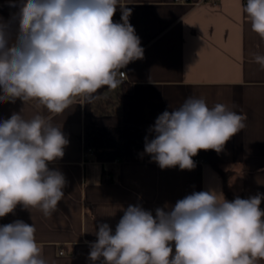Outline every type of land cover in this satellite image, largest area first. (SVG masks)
<instances>
[{"label":"clouds","instance_id":"clouds-1","mask_svg":"<svg viewBox=\"0 0 264 264\" xmlns=\"http://www.w3.org/2000/svg\"><path fill=\"white\" fill-rule=\"evenodd\" d=\"M118 6L122 22L113 20ZM9 7L18 8L11 14L18 27L13 40L0 17V103L35 100L62 114L77 98L90 104L100 89L115 90L120 71L144 57L129 22L131 9L120 0H9ZM243 11L264 40V0H247ZM253 59L264 69V55L254 53ZM246 119L225 104L209 108L204 99L190 97L157 117L144 151L161 169L192 170L193 157L201 150L224 151ZM68 144L61 127L42 115L13 113L0 121V218L18 205L45 217L57 210L67 181L48 165L63 158ZM262 199L258 193L229 201L210 188L157 208L155 215L129 205L114 232L107 223L98 226L88 258L93 264H259ZM35 233L23 220L0 225V264H48Z\"/></svg>","mask_w":264,"mask_h":264},{"label":"crops","instance_id":"crops-1","mask_svg":"<svg viewBox=\"0 0 264 264\" xmlns=\"http://www.w3.org/2000/svg\"><path fill=\"white\" fill-rule=\"evenodd\" d=\"M120 2L131 9L129 22L144 48L143 59L124 68L123 84L100 89L90 104L77 98L62 114L49 113L35 100L0 103V121L13 113L25 119L42 115L69 140L63 158L48 165L67 181L57 210L45 217L39 209L18 205L0 218V225L15 220L33 224L48 264H93L88 242L96 241L102 223L114 232L129 205L155 215L157 208L172 207L194 191L216 189L229 201L233 198L226 186L245 199L264 194V69L253 59L254 53L264 55V40L252 31L243 11L246 0ZM16 12L9 0H0V17L9 24L13 40L18 25L11 14ZM113 20L122 22L119 6ZM190 97L204 99L209 108L220 103L246 114V127L217 153L221 167L231 172L227 183L212 163L196 156L192 170L161 169L146 153V158L113 161H99L95 152L84 156L86 124L137 125L151 140L149 129L157 117ZM260 207L264 210V199Z\"/></svg>","mask_w":264,"mask_h":264},{"label":"trees","instance_id":"trees-1","mask_svg":"<svg viewBox=\"0 0 264 264\" xmlns=\"http://www.w3.org/2000/svg\"><path fill=\"white\" fill-rule=\"evenodd\" d=\"M85 145L92 147L95 157L99 161L131 160L146 158L144 151L145 136L142 128L137 125H101L88 123L85 128ZM196 157L204 158L216 167L223 175L226 183L231 172L221 167L219 156L214 150H201ZM226 191L235 199L237 196L245 199L243 194H234Z\"/></svg>","mask_w":264,"mask_h":264},{"label":"built area","instance_id":"built-area-1","mask_svg":"<svg viewBox=\"0 0 264 264\" xmlns=\"http://www.w3.org/2000/svg\"><path fill=\"white\" fill-rule=\"evenodd\" d=\"M176 1L177 2H187L188 0H176ZM246 2H247V0H246ZM118 78L121 79V81H122L121 84H123L126 81V70L125 69H122L120 71V75H119ZM93 152H94V149L92 147H85V149H84V156L85 157H88L89 154H91ZM116 161H118V160H116ZM105 171L106 172H109V168L107 166H105ZM61 252H63V250H61Z\"/></svg>","mask_w":264,"mask_h":264}]
</instances>
